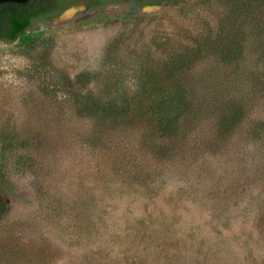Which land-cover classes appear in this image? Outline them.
Listing matches in <instances>:
<instances>
[{"label": "rangeland", "instance_id": "1", "mask_svg": "<svg viewBox=\"0 0 264 264\" xmlns=\"http://www.w3.org/2000/svg\"><path fill=\"white\" fill-rule=\"evenodd\" d=\"M222 6L173 0L142 6L136 16L106 6L0 45V139H10L5 149L0 140V174L39 188L30 191L39 198L31 206L0 195V264H264V13L249 23L239 73L212 56L194 73L201 94L223 105L234 98L242 111L198 170L155 168L140 157L135 132L99 133L75 103L78 74H100L94 94L109 80L131 92L130 69L191 46ZM216 118L206 110V146ZM196 183L188 195L180 190ZM167 193L181 200L158 205ZM42 200L59 201L61 214L41 212Z\"/></svg>", "mask_w": 264, "mask_h": 264}, {"label": "trees", "instance_id": "2", "mask_svg": "<svg viewBox=\"0 0 264 264\" xmlns=\"http://www.w3.org/2000/svg\"><path fill=\"white\" fill-rule=\"evenodd\" d=\"M47 1L51 0L0 4V40L11 43L24 39L27 32L35 28L34 21L55 18L67 7L81 0H59L60 4L58 1L53 9L44 7ZM85 1L87 11H96L104 9L110 2L120 3L122 0ZM222 1L221 11L212 14L216 17L215 26L206 24L208 27L205 35L200 38L194 37L191 46L183 47L177 52H169L163 61L144 62L130 69L137 76L133 91L129 92L121 81L109 80L103 84L99 94H94L92 88L97 84L100 74L95 72L78 74L74 93L75 103L84 104L81 116L93 120L94 125L101 130H98L99 133L113 130L135 132V140L140 141L142 149L140 157L142 159L150 157L155 168L164 167L172 173L177 171V166L182 172L191 173L198 170L203 162L202 155L205 151L215 155L219 150L215 143L218 137L228 135L239 121L242 111L234 98L231 101L226 99V104L223 105L218 103L216 96L201 94L198 87L192 84L194 73L197 66L210 56L239 73L241 66L237 61H242L245 57L242 43L247 40L249 23L254 19L258 21V17L261 19L264 13V0ZM128 4V13L133 15L141 7L142 2L129 0ZM260 30L261 26L258 25L256 33ZM119 44V39L116 38L108 45V56L117 51ZM160 53L164 54L163 51ZM142 58L144 60L150 58L149 52ZM262 88L264 94V83ZM206 110L213 116L217 115L216 122L213 123L215 130L210 146L204 145L201 141L203 132L201 125L206 118ZM0 140L4 149L10 147L8 135H2ZM4 159L7 160V157ZM19 182L20 179L13 180L0 174V195L8 202L20 201L31 206L35 197L38 198L30 194L31 190L38 193L37 183L34 181L28 188ZM197 186L196 183L188 186L189 191L185 188L180 190L188 195L195 191ZM168 193L163 194L162 202L156 200L155 203L159 202L158 205L165 208L181 200V197L175 199ZM43 202L44 207L39 210L46 212L48 217L52 214L54 216L61 214L63 205L59 201L42 200ZM139 208L141 210V207ZM113 214L117 216L115 212Z\"/></svg>", "mask_w": 264, "mask_h": 264}, {"label": "water", "instance_id": "3", "mask_svg": "<svg viewBox=\"0 0 264 264\" xmlns=\"http://www.w3.org/2000/svg\"><path fill=\"white\" fill-rule=\"evenodd\" d=\"M28 0H0V4L3 3H7V2H11V3H17V4H24L26 3ZM107 6H119L121 8H123L125 11L129 12V7L126 4V0H122L119 4H108ZM97 11V10H96ZM92 12L95 11H87V9L84 7L83 3L81 1H78L75 4L70 5L69 7H67L65 10H63L58 16H56L55 18H51L49 20L46 21H39V22H35L34 24V29L32 30H36L38 29L39 25L45 22H66V21H72L75 19H78L80 17L86 16ZM138 11L135 12V15L137 14ZM31 31V30H30ZM13 42L11 43H6V42H0V45H11Z\"/></svg>", "mask_w": 264, "mask_h": 264}, {"label": "flooded vegetation", "instance_id": "4", "mask_svg": "<svg viewBox=\"0 0 264 264\" xmlns=\"http://www.w3.org/2000/svg\"><path fill=\"white\" fill-rule=\"evenodd\" d=\"M58 1L59 0H51V1H47L45 4H44V7L46 8V7H49V9H53V6L55 5V4H57L58 3ZM60 2L61 1H59V4H60ZM81 2L83 3V5H84V7L87 9V5H86V1L85 0H81ZM140 2H142V4H141V7L142 6H153V5H162V4H165V3H169L170 1L169 0H140ZM129 0H126V4H127V6H129ZM110 4H119V3H117V2H110L109 3V5ZM51 6H52V8H51ZM39 21H41V20H36V21H34V23L35 22H39ZM0 42H3V40H0Z\"/></svg>", "mask_w": 264, "mask_h": 264}]
</instances>
